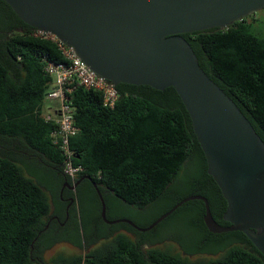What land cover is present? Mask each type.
Instances as JSON below:
<instances>
[{"label": "trees", "instance_id": "trees-1", "mask_svg": "<svg viewBox=\"0 0 264 264\" xmlns=\"http://www.w3.org/2000/svg\"><path fill=\"white\" fill-rule=\"evenodd\" d=\"M254 21L246 17L226 28L181 37L200 68L235 103L264 143V36L256 34ZM34 32L0 0V264H49L43 254L58 243L88 252L59 256L56 264H264V256L245 234L210 233L203 223L204 204L198 200L183 204L174 213L187 209V227L196 230L201 241L215 243L218 248L214 251H204L198 241L190 247L180 240L175 241L182 254L143 250L144 239L135 242L122 234L113 237L115 225L102 221L98 195L86 180L77 186L76 197L82 213L87 204L91 210L95 207V216L99 213L93 233L80 235L74 204L68 210L71 218L66 227H75V239L58 228L56 221H50L61 219L64 205L57 197L53 212L46 191L26 176L13 158L16 154L20 157V151L38 154L55 170L58 182L69 183L62 172L61 152L52 143L51 133L57 125L42 114L52 83L43 73L42 58L61 62L62 57L52 41L34 37ZM115 88L119 98L113 109L103 107L98 92L75 87L70 95L79 132L69 140V147L75 154L74 164L84 169L80 178L87 176L96 184L106 205L113 197L144 209L169 193L187 161L196 156L198 175L191 179L187 194L175 199L158 217L182 199L200 195L206 198L214 221L230 226L223 220L226 201L207 172L190 118L175 90L126 83ZM80 189L89 194L79 196ZM117 225L138 233L127 224ZM101 228L107 232L103 237L97 234ZM96 239L104 243L94 246ZM204 253L218 257L189 259Z\"/></svg>", "mask_w": 264, "mask_h": 264}, {"label": "water", "instance_id": "water-1", "mask_svg": "<svg viewBox=\"0 0 264 264\" xmlns=\"http://www.w3.org/2000/svg\"><path fill=\"white\" fill-rule=\"evenodd\" d=\"M32 29L56 36L96 74L114 85L157 90L172 87L190 118L207 172L226 201L218 225L203 196L175 204L148 227L129 219L109 220L147 232L183 204H204L203 223L212 234L241 232L264 256V143L235 103L204 73L182 34L226 28L264 9V0H2ZM66 185L67 182H66ZM75 186V187H76Z\"/></svg>", "mask_w": 264, "mask_h": 264}, {"label": "rangeland", "instance_id": "rangeland-1", "mask_svg": "<svg viewBox=\"0 0 264 264\" xmlns=\"http://www.w3.org/2000/svg\"><path fill=\"white\" fill-rule=\"evenodd\" d=\"M252 15V16H251ZM248 18L251 17V20H255L252 23L256 34L259 37L264 36V9L251 14ZM250 21V20H249ZM251 22V21H250ZM59 104L56 101L44 100V111L47 112L49 108H58ZM30 154L31 151L28 150ZM17 155V154H16ZM13 156L15 163L21 168L23 173L35 182L40 183L43 187L50 186L55 188L53 179L50 175L45 174L40 168L34 166L33 164L25 163L24 159L19 156ZM198 163L197 157L194 156L187 161L186 166L179 177L175 180L169 193L164 195L162 198L157 200L153 205L146 207L144 209H138L133 206H129L121 200L115 199L113 197L108 198V208L110 216L120 218V219H130L139 227H146L155 220L160 214L167 210L174 202L175 199L184 197L190 187V182L193 177L198 175ZM185 172V173H184ZM54 184V185H53ZM79 196H84L87 194L84 189H80ZM74 208H75V217H76V226H78L80 235L87 232L92 234L95 230V218L98 219V216H95V207L93 206L92 210L90 205L85 206V213H82L80 210V201L76 196H74ZM80 199V198H79ZM87 219V220H86ZM188 220V211L187 209H182L173 215L169 216L163 222L158 224L154 229L147 232H131L124 227L115 225L114 230L112 231V236L114 237L117 234H122L127 236L132 241H139V239H144L142 249H157L160 251H167L172 254H182L180 247L178 246L175 240H180L183 244L192 247L195 244V241L201 242V247L204 251H214L218 248L213 242L201 241L200 234L194 229L187 227ZM103 233L106 235L107 232L104 228L98 230V236L103 237ZM68 235L72 238H76L75 227L73 225L69 227ZM199 237V238H198ZM197 238V239H195ZM94 246H100L104 243V240L96 239ZM151 242H153L151 244ZM92 246L91 248H93ZM88 250H80L73 247L68 243H58L50 250L46 251L43 254V259L49 264H56V259L61 256V258H68L76 255H84ZM63 256V257H62ZM218 255L211 254H201L197 256L189 257L193 262L198 260H208L217 258ZM55 260V261H54Z\"/></svg>", "mask_w": 264, "mask_h": 264}, {"label": "built area", "instance_id": "built-area-1", "mask_svg": "<svg viewBox=\"0 0 264 264\" xmlns=\"http://www.w3.org/2000/svg\"><path fill=\"white\" fill-rule=\"evenodd\" d=\"M34 37L52 41L62 57L61 62H54L42 58L43 73L50 77L52 83L46 93V99L57 101L59 104L57 117L54 120L57 128L51 133L52 143L58 147L63 157L62 172L72 186L80 179L84 169L74 164V152L69 147V140L74 137L79 129L74 124V108L70 95L75 87L87 91L98 92L102 95V105L113 109L119 95L115 85L92 71L84 61L77 56L74 48L61 42L56 36L36 31ZM47 121L50 116H45Z\"/></svg>", "mask_w": 264, "mask_h": 264}, {"label": "crops", "instance_id": "crops-1", "mask_svg": "<svg viewBox=\"0 0 264 264\" xmlns=\"http://www.w3.org/2000/svg\"><path fill=\"white\" fill-rule=\"evenodd\" d=\"M57 112H58V108H49L47 112L44 111V107L42 109V114L44 116H50L52 120L56 119ZM20 152H21V153H19L20 157L22 159H24L22 161H24L27 164H33L34 166L40 168L45 174L50 175L51 178L53 179V183L55 184V188H52L50 186L43 187L40 183H38V184H40L41 187L46 191L47 196L49 198V203L51 205L52 211L54 212L55 205H56V198L58 197V194H59V189L61 187V184L64 183L65 181L61 183L60 181L58 182L56 180L55 170H53L46 163V158H44V157H42V156H40L38 154H33V153L30 154L29 152H24V151H20ZM57 202L62 204L61 200H58ZM98 215H99V213L97 214V216Z\"/></svg>", "mask_w": 264, "mask_h": 264}, {"label": "flooded vegetation", "instance_id": "flooded-vegetation-1", "mask_svg": "<svg viewBox=\"0 0 264 264\" xmlns=\"http://www.w3.org/2000/svg\"><path fill=\"white\" fill-rule=\"evenodd\" d=\"M78 181H79V179L77 180L76 184L78 183ZM77 186L74 188V191H73L72 190V186L69 185V184L66 185V182L61 184V187L59 189L58 198H59V200L62 201V204L64 205L65 208H64L63 214L61 215V219H58L57 217H54L53 219L50 220V221H52V220L56 221L59 224L58 226H60L58 228L64 229L65 231H68L69 227H70V226L66 227V226H68L70 224V218H71V214L68 212V210L74 204V201H75L74 196H76ZM87 193L89 194L88 190H87ZM85 196H86V194H85ZM107 218L108 219L112 218L110 216L108 206H107ZM109 220H111V219H109Z\"/></svg>", "mask_w": 264, "mask_h": 264}]
</instances>
